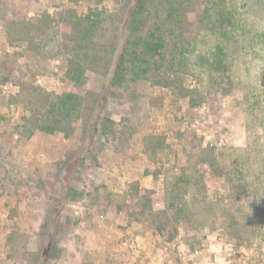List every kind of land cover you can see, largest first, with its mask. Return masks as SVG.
Returning <instances> with one entry per match:
<instances>
[{
  "label": "rangeland",
  "instance_id": "obj_1",
  "mask_svg": "<svg viewBox=\"0 0 264 264\" xmlns=\"http://www.w3.org/2000/svg\"><path fill=\"white\" fill-rule=\"evenodd\" d=\"M135 2L0 0V264H264V0H226L224 29L170 33L186 98L144 79L110 86ZM93 11L83 46L75 19ZM217 48L224 65L210 68ZM85 50L72 133L29 135L41 91L78 93L65 71ZM131 182L166 210L170 241L138 216Z\"/></svg>",
  "mask_w": 264,
  "mask_h": 264
},
{
  "label": "trees",
  "instance_id": "obj_2",
  "mask_svg": "<svg viewBox=\"0 0 264 264\" xmlns=\"http://www.w3.org/2000/svg\"><path fill=\"white\" fill-rule=\"evenodd\" d=\"M210 1L136 0L130 14L127 35L110 78V86L121 89L129 81L144 79L151 81L155 86L170 89L178 98L188 97L190 90L184 87L181 76L174 71V68L180 64L176 62L169 35L179 26H183L182 30H184L195 23L200 27L206 21L214 26L217 25L220 29H224L223 24H232L230 14L225 13L226 0H213L216 3L214 6L208 5ZM190 15L193 16V21H190ZM99 16L100 12L93 11L75 19L74 29L83 46L92 41L93 31L99 23ZM86 50L83 51V58L74 54L67 60L65 76L78 93L47 94L41 91L39 94L41 105L25 118V123L30 128L27 129L29 135L33 131L50 135L61 132L68 137L72 133L73 124L80 120L85 105L82 92L87 82V66L84 58H91V54ZM217 50L218 53L209 58H199L205 60L210 68L211 66L221 67L224 65L220 58L222 50L221 48ZM259 83L264 87V64ZM21 92H24V88ZM33 92H37V89H33ZM101 130L105 134L113 133L112 121L104 118ZM127 190H129L130 199L139 206L138 216L144 218L146 222L149 220L155 223L157 231L161 235H165L166 232L167 240L170 241L175 236L176 230L174 229L171 234L166 230L168 227L164 222L167 220L166 210L152 209L153 191L145 190L141 193L136 182L129 183Z\"/></svg>",
  "mask_w": 264,
  "mask_h": 264
},
{
  "label": "built area",
  "instance_id": "obj_3",
  "mask_svg": "<svg viewBox=\"0 0 264 264\" xmlns=\"http://www.w3.org/2000/svg\"><path fill=\"white\" fill-rule=\"evenodd\" d=\"M3 89H4V90H7V86H6V85H5V86H3Z\"/></svg>",
  "mask_w": 264,
  "mask_h": 264
}]
</instances>
